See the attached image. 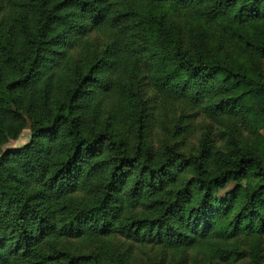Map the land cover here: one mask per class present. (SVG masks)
<instances>
[{
  "label": "trees",
  "instance_id": "obj_1",
  "mask_svg": "<svg viewBox=\"0 0 264 264\" xmlns=\"http://www.w3.org/2000/svg\"><path fill=\"white\" fill-rule=\"evenodd\" d=\"M263 130L264 0H0V264H264Z\"/></svg>",
  "mask_w": 264,
  "mask_h": 264
},
{
  "label": "rangeland",
  "instance_id": "obj_2",
  "mask_svg": "<svg viewBox=\"0 0 264 264\" xmlns=\"http://www.w3.org/2000/svg\"><path fill=\"white\" fill-rule=\"evenodd\" d=\"M262 134L264 135V130L262 131ZM30 135H31V128H30V126H28L23 131V133L20 136V138L17 139V140H11L8 144H6L4 146V150L16 149V148H19V147L25 145L26 143H28V141L30 139ZM234 264H247V262L245 260H242V261H240L238 263H234Z\"/></svg>",
  "mask_w": 264,
  "mask_h": 264
}]
</instances>
